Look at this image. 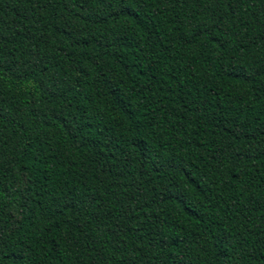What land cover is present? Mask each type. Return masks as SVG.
<instances>
[{"label": "trees", "instance_id": "trees-1", "mask_svg": "<svg viewBox=\"0 0 264 264\" xmlns=\"http://www.w3.org/2000/svg\"><path fill=\"white\" fill-rule=\"evenodd\" d=\"M0 264H264V0H0Z\"/></svg>", "mask_w": 264, "mask_h": 264}]
</instances>
